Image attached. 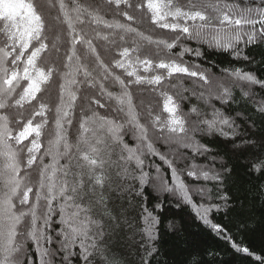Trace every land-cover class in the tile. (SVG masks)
<instances>
[{
	"label": "snow or ice",
	"instance_id": "6c2138e0",
	"mask_svg": "<svg viewBox=\"0 0 264 264\" xmlns=\"http://www.w3.org/2000/svg\"><path fill=\"white\" fill-rule=\"evenodd\" d=\"M109 14L112 19L106 18ZM137 21L152 31L146 34ZM185 41H195L197 47ZM260 43L264 0L255 7L228 0H0V264H53L57 252L48 247L53 226L60 229L55 239L65 264L69 249L77 246L85 264H92L120 226L106 203V192L113 191V167L121 192L142 195L150 185L167 193L178 206L193 208L196 219L233 253L252 256L232 229L215 219L235 214L237 231L254 228L242 207H232L235 166L225 159L214 167L198 163L197 157L209 156L215 163L220 154H213L197 135L221 136L240 155L255 148L241 124L255 126L253 116L264 122V97L256 101L249 88L242 97L245 104L252 101L254 113L233 109V116L229 109L241 102L234 95L239 82L264 90V80L239 67L225 68L217 77L184 57H204L206 46L252 62L245 49ZM177 77L195 78L191 89L172 83ZM145 93L159 94L162 111L158 103H136ZM186 93L207 109L192 106L184 112L181 101L190 98ZM66 126L75 130L74 142ZM129 135L134 146L126 140ZM161 144L167 151L160 150ZM259 146L264 149V137ZM149 157L167 166L171 182ZM244 167L264 175V157ZM146 168H154L155 175ZM185 175L212 185H189ZM155 207L163 211L162 203ZM53 213L59 217L55 225ZM120 215L132 228L125 212ZM141 219L144 226L137 230L151 257L158 251L154 241L161 220L147 208ZM113 220L115 224L109 222ZM199 255L198 243L191 242L184 264H203L193 258ZM255 259L264 264V257Z\"/></svg>",
	"mask_w": 264,
	"mask_h": 264
},
{
	"label": "trees",
	"instance_id": "16d2710c",
	"mask_svg": "<svg viewBox=\"0 0 264 264\" xmlns=\"http://www.w3.org/2000/svg\"><path fill=\"white\" fill-rule=\"evenodd\" d=\"M228 2H236L240 5L248 3L252 7L259 4V0H228ZM106 18L112 19V16L109 14ZM122 22L124 21L122 20ZM137 24H139V21H137ZM139 26L146 31V34L152 31L147 23L139 24ZM157 31L162 33L166 30ZM185 43L190 47H197L195 41H185ZM203 47L206 53L204 57L197 58L189 55L185 56L184 59L190 64H200L202 68L209 69L211 73L215 74L217 77L221 76L225 68L231 70L232 68L239 67L245 71L252 72L259 79L264 80V43L248 45L245 49L246 54L252 62L245 61L244 59H233L232 56L226 53L210 51L206 46ZM240 47L245 48L244 44H241ZM192 79L195 78L177 77L173 78L172 83H180L183 87L191 89ZM239 83L242 86L234 88V95L241 102L239 104L233 103L230 106L229 111L232 112L233 116L236 115V112L232 111L233 109L237 111L246 109L249 114L255 111L251 100H249L247 104L244 103V100L247 98L242 97L243 91L251 88L255 93L256 101L264 97V90H262L259 85L249 86L244 84V82ZM116 90L118 91V88ZM186 95L190 96V93H186ZM141 100H143L146 105L158 103L160 106L158 111H162V98L159 97L158 93L138 95L136 97V103L139 104ZM212 103L220 107L218 101L213 100ZM192 106H197L202 110L207 109V105L194 96H190L189 99L181 101V107L184 112H188ZM99 112L100 114H106V109H99ZM242 118L243 117L238 118L237 123H241ZM253 119L257 121L255 126H252L251 121L247 124H241V129H246L248 135L257 143V146L251 149V151L245 152L244 155H240L233 151L232 144L226 141L225 138L218 135L200 136L198 134L197 138L200 139L201 142L206 143L213 154L219 153L220 155L216 157L215 163L213 162L212 156H209L207 159L203 157L196 158L198 163L206 164L208 167L218 166L220 159L230 161V166H235V173L231 186V193L234 198L232 207L236 209L242 207L254 220V228L243 234L237 231V229L233 227L237 219L235 214L229 217L218 214L215 219L222 225L231 228V234L235 236L236 240L242 245L249 247L250 251L253 253L252 256L242 253H233L225 240L217 238L196 219L195 210L193 208L183 203L178 206L176 199L169 196L167 193H161L150 185L144 186L142 195H136L135 192L132 194L121 192L117 187L118 184L121 183V179L116 176L117 169L113 167L110 170L113 178V191L106 192V195L110 197L106 203L112 215L119 217L120 226L116 227V229L111 232L110 238L106 239L105 243L101 245L105 251L102 254L95 255L92 264H142V261H147L148 264H184L187 258L188 246L191 242L198 243L200 252L199 256L193 258L201 259L203 264H259L255 256L259 255L264 257V175L251 172L250 169L244 167L246 163L255 159V157H264V149H261L259 146L260 139L264 137V122H261L256 116H253ZM68 131L69 140L74 142L76 135L75 130L68 127ZM126 140L130 146L135 145L130 135L126 137ZM44 143L46 145L47 141L45 140ZM158 147L161 151H167L166 146L162 144L158 145ZM148 159L152 164L159 166L161 175L171 182L170 170L167 166L164 165L158 157H149ZM45 162H48V158H46ZM145 170L155 175L154 168H146ZM182 179L189 185H195L197 183H207L209 187L212 185L211 181L196 182L186 177V175L183 176ZM128 183L132 182L128 181ZM135 186L137 190H139L140 186L138 182ZM194 200L199 202V196L194 195ZM158 202L163 205L162 212L155 207ZM143 208L152 211L153 214L158 216L161 220V223L157 226L158 239L154 241V247L158 249V251L151 257L147 255L145 247L142 246L141 235L137 230L144 226L143 220L141 219ZM122 211H124L127 218L132 221V228L124 224V215H120ZM53 215L55 217L54 225L58 224L59 217L56 216L55 213H53ZM105 219L107 220V217ZM109 222L116 223L115 220ZM170 222L173 224V228H169ZM59 230V227L55 226L49 229L54 239L52 244L48 245V247L57 252L53 258V264H65L63 259L65 253L59 251V241L55 239L56 233L59 232ZM31 250L33 254H35L34 246ZM69 251L71 252V256L67 264H85L78 246L70 248ZM32 258L34 257H30V259Z\"/></svg>",
	"mask_w": 264,
	"mask_h": 264
}]
</instances>
